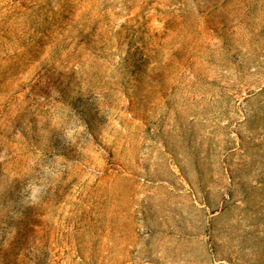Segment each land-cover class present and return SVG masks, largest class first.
I'll return each mask as SVG.
<instances>
[{"label":"rangeland","instance_id":"374dc122","mask_svg":"<svg viewBox=\"0 0 264 264\" xmlns=\"http://www.w3.org/2000/svg\"><path fill=\"white\" fill-rule=\"evenodd\" d=\"M0 264H264V0H0Z\"/></svg>","mask_w":264,"mask_h":264}]
</instances>
